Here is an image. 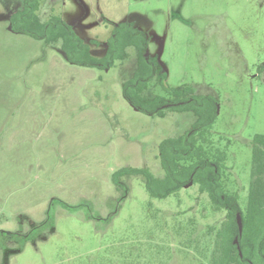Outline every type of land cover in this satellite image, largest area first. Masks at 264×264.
<instances>
[{
	"label": "rangeland",
	"instance_id": "1",
	"mask_svg": "<svg viewBox=\"0 0 264 264\" xmlns=\"http://www.w3.org/2000/svg\"><path fill=\"white\" fill-rule=\"evenodd\" d=\"M20 3L0 0V229L21 237L48 211L52 224L25 244L0 236V264H207V228L224 211L197 185L153 198L140 176H124L118 199L112 175L123 167L162 175L160 141L198 124L211 145L228 146L227 183L244 208L248 144L264 134V0H43V39L9 30L2 17ZM59 27L81 41L80 53L51 40ZM86 46L92 58L112 51L107 65L78 63ZM140 47L147 65L157 62L145 92L161 105L155 114L123 91ZM162 74L201 99L199 118L168 107L182 97L163 89Z\"/></svg>",
	"mask_w": 264,
	"mask_h": 264
},
{
	"label": "trees",
	"instance_id": "2",
	"mask_svg": "<svg viewBox=\"0 0 264 264\" xmlns=\"http://www.w3.org/2000/svg\"><path fill=\"white\" fill-rule=\"evenodd\" d=\"M42 1L21 0L19 8L12 10L13 12L9 15V30L28 34L38 39L45 38L49 24L48 21L42 20L39 15ZM5 6L7 7L6 3ZM57 21L63 26V29H69L60 19H57ZM63 29L54 32L51 30V40L54 42L60 41V46L64 51L71 49L73 54L75 52L76 54L80 53L83 45L81 41L71 42L70 34L66 31L69 35L64 37L67 34ZM112 43L113 41H110L109 46ZM144 52V48L139 49L140 55L136 61V70L133 72L132 78L126 81H131L136 77L134 80L135 87L129 89L125 82L123 91L125 97L138 110L147 114H155L160 110L161 105L152 104L156 97L147 98L144 95L149 82L152 80L153 67L157 62L151 63L149 60L148 65L151 66H148L144 59ZM84 54H87V57L76 60L78 63L104 67L107 65V61L103 60L110 59L109 54L101 58L89 57L88 46H86ZM68 57L73 59L71 55ZM146 67H148V71L143 72ZM160 84L165 91L182 97L175 103L168 104V107L179 105L182 107L179 111H193L198 118L200 117L201 99L194 97L195 94L192 89L184 86L170 88L166 83L164 74H162ZM209 119L211 120V118ZM201 129V125L194 124L182 135L176 138L167 137L160 141L158 144V159L163 170V174L160 176L154 175L147 167H123L116 170L112 175V180L117 191L122 189L118 199L127 195L128 183L122 180L124 176H127V178L140 176L146 191L153 198H165L169 195L177 196L184 186L190 183L195 184L198 191L205 193L208 197L213 209L224 211L220 224L217 227L212 225L207 228V237L212 236V242L207 243L209 245L205 247L206 250L208 248L207 264H264V134H254L248 144L252 156L251 180L247 188L246 203L242 208V198L238 189H229L227 183L229 179L225 175L228 171L226 166L228 146L219 149L217 146L211 145L208 138H205L202 134L198 135ZM52 204L66 210L69 208L66 202L56 198L52 199ZM238 214L241 216L242 221L241 235H239L236 219ZM82 218L87 220L92 217L90 214L84 215ZM51 219L52 216L48 211L39 225L34 226L30 232L24 233L21 237H18L15 231L3 229H0V236H2V239H7L6 244L8 246H10V242L14 246L15 241L18 240L25 244L27 241L38 237L46 226L52 224ZM236 237L242 253L241 256L237 244L234 243ZM198 253L202 256L206 255L201 253L200 250Z\"/></svg>",
	"mask_w": 264,
	"mask_h": 264
},
{
	"label": "water",
	"instance_id": "3",
	"mask_svg": "<svg viewBox=\"0 0 264 264\" xmlns=\"http://www.w3.org/2000/svg\"><path fill=\"white\" fill-rule=\"evenodd\" d=\"M236 219H237V225H238V231H239V235H241V232H242V221H241V216L238 214L236 216ZM234 243L237 244V247H238V250H239V254L241 256V251H240V248L238 246V239L237 237L234 239Z\"/></svg>",
	"mask_w": 264,
	"mask_h": 264
},
{
	"label": "flooded vegetation",
	"instance_id": "4",
	"mask_svg": "<svg viewBox=\"0 0 264 264\" xmlns=\"http://www.w3.org/2000/svg\"><path fill=\"white\" fill-rule=\"evenodd\" d=\"M105 54H112V51H106V53ZM135 71V70H134ZM133 71V72H134ZM133 72H132V75H133ZM149 85V84H148ZM149 88H148V86H147V88H146V90H145V92H147V90H148ZM149 93H147V94H145V95H148ZM148 97L149 98H151V97H153L152 95L150 96V95H148Z\"/></svg>",
	"mask_w": 264,
	"mask_h": 264
},
{
	"label": "crops",
	"instance_id": "5",
	"mask_svg": "<svg viewBox=\"0 0 264 264\" xmlns=\"http://www.w3.org/2000/svg\"><path fill=\"white\" fill-rule=\"evenodd\" d=\"M6 4H7V3H6ZM7 5H8V4H7ZM1 7H2V6H1ZM1 9H2V8H1ZM7 11H8V13H7L8 15H7V17H4V18L2 17V19L6 20V21H8L9 15L11 14V13H10L11 10H7ZM0 19H1V17H0Z\"/></svg>",
	"mask_w": 264,
	"mask_h": 264
}]
</instances>
